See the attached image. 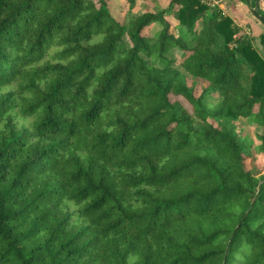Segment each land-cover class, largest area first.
<instances>
[{
  "label": "trees",
  "instance_id": "1",
  "mask_svg": "<svg viewBox=\"0 0 264 264\" xmlns=\"http://www.w3.org/2000/svg\"><path fill=\"white\" fill-rule=\"evenodd\" d=\"M236 1L258 35L205 0H0V264H264V0Z\"/></svg>",
  "mask_w": 264,
  "mask_h": 264
},
{
  "label": "rangeland",
  "instance_id": "2",
  "mask_svg": "<svg viewBox=\"0 0 264 264\" xmlns=\"http://www.w3.org/2000/svg\"><path fill=\"white\" fill-rule=\"evenodd\" d=\"M221 4H222V2H221ZM228 4H229V9L233 10V12L238 15L239 21L237 23H238L239 27H241L242 29H246L248 32L250 31V33L253 35H258V32L261 28L255 22V20L252 19V17H251L252 15L250 14V12L248 13L246 11V9L244 10V12L247 14L244 15L242 8H244L245 5H243L240 2H237L236 0H228ZM237 4H238V7L240 8L239 12H237V9H236ZM119 10H120L121 14H124L125 10H123L122 6H119ZM233 12H232V14H233ZM226 13L228 14V10ZM229 13H231V12L229 11ZM261 49L263 51V48H261ZM175 57H176V59L180 60V58L182 57V52H176ZM176 66L180 67L178 64ZM189 83L191 84V81ZM200 94H201V89L199 88L197 91V95H200ZM247 168H249V165H247Z\"/></svg>",
  "mask_w": 264,
  "mask_h": 264
},
{
  "label": "crops",
  "instance_id": "3",
  "mask_svg": "<svg viewBox=\"0 0 264 264\" xmlns=\"http://www.w3.org/2000/svg\"><path fill=\"white\" fill-rule=\"evenodd\" d=\"M222 1V4H220V8L226 13L227 12V10H228V14H232V12H233V10H230L229 9V4H228V0H221ZM236 9H237V12H239L240 11V8L238 7V4L236 5ZM245 8H246V6H244V8H242V11H243V13H244V15H246L247 13H245L244 12V10H245ZM229 11L231 12V13H229ZM227 14V13H226ZM227 14V15H228ZM233 14H234V12H233ZM235 15V14H234ZM237 15V14H236Z\"/></svg>",
  "mask_w": 264,
  "mask_h": 264
},
{
  "label": "water",
  "instance_id": "4",
  "mask_svg": "<svg viewBox=\"0 0 264 264\" xmlns=\"http://www.w3.org/2000/svg\"><path fill=\"white\" fill-rule=\"evenodd\" d=\"M252 12H253V15L255 16V18L257 20H259V21H261V22L264 23V17L259 14V6H258V3H256L255 8H253Z\"/></svg>",
  "mask_w": 264,
  "mask_h": 264
},
{
  "label": "built area",
  "instance_id": "5",
  "mask_svg": "<svg viewBox=\"0 0 264 264\" xmlns=\"http://www.w3.org/2000/svg\"><path fill=\"white\" fill-rule=\"evenodd\" d=\"M207 1L212 7H219L220 8V4H221V0H205Z\"/></svg>",
  "mask_w": 264,
  "mask_h": 264
}]
</instances>
